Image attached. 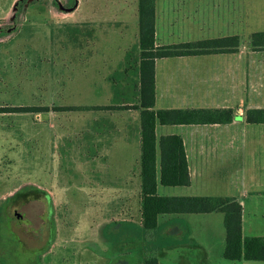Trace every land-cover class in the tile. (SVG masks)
I'll return each mask as SVG.
<instances>
[{
	"label": "rangeland",
	"instance_id": "rangeland-1",
	"mask_svg": "<svg viewBox=\"0 0 264 264\" xmlns=\"http://www.w3.org/2000/svg\"><path fill=\"white\" fill-rule=\"evenodd\" d=\"M10 1L0 0V16ZM175 3L180 1L157 0L158 7L170 12L176 8L181 14L187 7ZM203 3L205 26L214 27L212 2ZM136 4L137 0H19L11 15L0 19V209L5 207L0 211L6 218L13 210L22 217L0 228V264H101L103 245L85 247L100 235L102 222L93 213L101 205L113 208L119 198L91 196L98 182L88 177L95 165L89 163L93 150L87 147L85 133L90 118L99 112L73 108L102 102L89 92V81L95 78L89 76L87 61L97 37L86 21L114 16L132 25L137 22ZM219 6L228 7L230 14L235 8L240 43L248 44L251 33L264 31V0H223ZM211 32L217 33V28ZM24 107L43 111H21ZM25 185L46 190L50 200L28 196L5 202ZM175 190L179 188L159 186L158 193L171 195ZM245 234L264 236V230L257 227ZM221 236L215 230L210 245L190 240L168 247L171 256H161V264H197L188 260V253L206 257V264H264L225 260ZM118 259L103 264H121Z\"/></svg>",
	"mask_w": 264,
	"mask_h": 264
},
{
	"label": "crops",
	"instance_id": "crops-1",
	"mask_svg": "<svg viewBox=\"0 0 264 264\" xmlns=\"http://www.w3.org/2000/svg\"><path fill=\"white\" fill-rule=\"evenodd\" d=\"M14 1H10L0 19H7L11 15ZM179 1L175 4L187 6L182 8L181 14L176 13V8L170 12L162 6L158 7L155 0L156 46L236 35L235 8L230 14L228 7L219 6L223 0H210L215 19L214 27L209 24L208 28L204 22V0ZM202 4L203 8H200ZM136 21L130 25L129 19L117 20L114 16L101 20L89 18L86 21L94 26L97 37L96 46L91 47L87 61L91 71L89 76L95 79L99 77L98 81L89 79V92L95 100L102 101L90 107L112 106L117 102H129L125 103L126 106L137 104L138 77L135 73H127L129 65L125 59L129 50H133L134 55L138 53L134 50L138 41V17ZM216 28L217 33L212 34L211 31ZM95 70H100V73H95ZM111 70L113 72L109 74ZM154 85L155 110L231 108L235 117L229 124H157V139L167 135L181 138L190 178L187 186L171 187L179 188L171 195H160L158 188L161 185H158L157 195L232 197L242 206L243 235L264 237L245 234H250L257 227L264 230V123L248 124L244 118L247 109H264V50L255 51L249 43H240L237 52L156 59ZM90 111L99 112L98 116L90 118L85 133L88 136L87 147L93 150L89 163L95 165L88 177L98 182L90 190L91 196H115L119 201L113 208L101 205L99 210H94L93 214L98 213L102 222L100 235L97 240L87 241L85 247L91 249L98 243L99 246L103 245L105 251L100 253L101 264L104 261L112 262L117 257L121 264H139V260L136 257L134 260L132 255L127 258L113 251L109 254L111 248L103 237V228L112 222L140 224V111ZM178 217L189 224V242L195 240L196 245H210L209 236L214 235L215 230H220L224 235L221 238L225 240L223 215L220 212L191 213ZM166 248H162L165 252L162 249L157 252L158 264H161V256L164 259L171 256ZM187 258L197 264L207 262L206 257L201 255L188 253Z\"/></svg>",
	"mask_w": 264,
	"mask_h": 264
},
{
	"label": "trees",
	"instance_id": "trees-1",
	"mask_svg": "<svg viewBox=\"0 0 264 264\" xmlns=\"http://www.w3.org/2000/svg\"><path fill=\"white\" fill-rule=\"evenodd\" d=\"M138 41L134 50L125 56L128 71L138 77L137 104L126 106L117 102L112 106L74 107L73 110L135 109L140 111V224L112 222L103 228V237L111 253L120 257L132 255L139 264H158L157 252L165 247L187 244L190 230L179 215L220 212L223 215L225 240L222 257L228 261L264 262V237H249L242 233V206L232 197L196 196L169 197L157 195V186L180 187L189 185L187 160L181 138L177 135L156 138L155 127L161 125L229 124L234 117L231 108L155 110L154 62L156 59L197 56L212 53L237 52V35L196 42L164 46L155 45V0H137ZM67 30L71 27L67 26ZM252 50H264V31L250 35ZM134 65V66H133ZM69 109V108H68ZM40 112L41 108L24 107L21 111ZM248 124L264 123V109H247ZM157 149L159 161L157 162ZM34 196L50 200L46 190L25 185L7 200ZM171 216V217H169ZM168 218L167 221L165 219ZM180 227L182 229H180ZM133 262V260H131Z\"/></svg>",
	"mask_w": 264,
	"mask_h": 264
},
{
	"label": "flooded vegetation",
	"instance_id": "flooded-vegetation-1",
	"mask_svg": "<svg viewBox=\"0 0 264 264\" xmlns=\"http://www.w3.org/2000/svg\"><path fill=\"white\" fill-rule=\"evenodd\" d=\"M20 199H22V198H20ZM16 200H18V199H16ZM3 208H5L4 206H2V208L0 209L1 211L3 210ZM1 211H0V223H2V224H0V228L1 227H5L7 224H8V220L10 221V222H12V221H14L15 220V222H17L18 220H17V216H16V214L18 213V212H16L15 210H13V212L11 213V215L9 216V218H6L7 216H4V214H1ZM19 214V213H18ZM7 229V228H6ZM9 229V228H8ZM11 230V229H10Z\"/></svg>",
	"mask_w": 264,
	"mask_h": 264
},
{
	"label": "water",
	"instance_id": "water-1",
	"mask_svg": "<svg viewBox=\"0 0 264 264\" xmlns=\"http://www.w3.org/2000/svg\"><path fill=\"white\" fill-rule=\"evenodd\" d=\"M18 1H19V0H18ZM18 1H17V2H18ZM17 2H16V4H17ZM16 4H15V5H16ZM15 5H14V7H13V10L15 9ZM75 7H76V5H75L73 8H71V11H73V10L75 9ZM12 12H13V11H12ZM16 216H17V220H18V222H21V218H22L21 215L17 213Z\"/></svg>",
	"mask_w": 264,
	"mask_h": 264
}]
</instances>
